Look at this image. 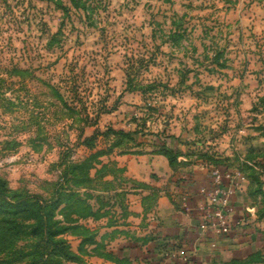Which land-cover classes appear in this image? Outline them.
<instances>
[{
	"label": "rangeland",
	"instance_id": "rangeland-1",
	"mask_svg": "<svg viewBox=\"0 0 264 264\" xmlns=\"http://www.w3.org/2000/svg\"><path fill=\"white\" fill-rule=\"evenodd\" d=\"M55 1L0 0V95L16 104L0 109V178L58 201V238L75 257L62 264H131L116 253L127 204L112 178L136 148L180 134L189 158L264 193V0H84L86 11L62 0L69 17ZM109 128L140 146H112ZM3 207L0 264H28L32 221L13 236Z\"/></svg>",
	"mask_w": 264,
	"mask_h": 264
},
{
	"label": "crops",
	"instance_id": "crops-1",
	"mask_svg": "<svg viewBox=\"0 0 264 264\" xmlns=\"http://www.w3.org/2000/svg\"><path fill=\"white\" fill-rule=\"evenodd\" d=\"M180 137L179 143L167 144L179 153L173 165L161 142L115 158L119 177L112 179L127 204L124 227H117L124 230L118 257L131 264H233L263 254V192L249 179L232 187L224 179L231 230L220 235L204 227L202 191L212 187L217 168L189 158Z\"/></svg>",
	"mask_w": 264,
	"mask_h": 264
},
{
	"label": "trees",
	"instance_id": "trees-1",
	"mask_svg": "<svg viewBox=\"0 0 264 264\" xmlns=\"http://www.w3.org/2000/svg\"><path fill=\"white\" fill-rule=\"evenodd\" d=\"M69 2L74 9L86 11L84 0H69ZM55 4L66 17H69L71 10L63 4L62 0L55 1ZM59 35L60 33L55 34L53 36V41H57ZM24 73L25 71L18 70L17 73H14L16 75L13 74V76L18 77L20 74ZM70 91L75 95L77 93L72 89ZM0 97H2L0 100V102H2V104H0V109H2L4 113L13 112L16 109L15 102L9 98H5V94L0 95ZM61 101L66 110L75 111L64 99ZM79 103L83 106V111L79 112L83 115L82 118H90V114L88 113L85 104L80 100ZM3 104L6 106H3ZM99 133V130H95L90 138L84 140V143L88 147H92L91 143L98 138ZM102 135L105 138L113 136L114 138L111 140V145L114 147H121L123 145V141L119 138L120 136H127L128 139L130 138L129 140L136 142L135 147L140 146V144H137V140H133L132 138L136 133L134 134L109 128ZM156 138L158 137L156 136ZM161 143L162 152L168 156L171 165H173L177 161L179 153L171 150L165 142ZM219 170L222 173L227 172L226 169ZM255 181L257 180L255 179ZM257 183L260 184L258 181ZM260 188L261 185L259 186V191H262ZM27 200H30V202ZM0 202H3L4 204L3 211L5 214V218L2 220V225L4 227H9V229L12 230L13 236L18 235L21 232L19 228L21 219L32 221V225L29 227V234L38 241V245L36 246V251L33 254L28 255L31 257L28 264H62L64 260H73L75 258L66 242L58 238L60 236V229H58V224L52 217V210H55L54 206L58 201L40 202L38 196H19L13 194L8 190L5 180L0 178ZM233 264H264V254L257 253L248 261L234 262Z\"/></svg>",
	"mask_w": 264,
	"mask_h": 264
},
{
	"label": "built area",
	"instance_id": "built-area-1",
	"mask_svg": "<svg viewBox=\"0 0 264 264\" xmlns=\"http://www.w3.org/2000/svg\"><path fill=\"white\" fill-rule=\"evenodd\" d=\"M230 181L231 187L244 181V177L240 172L222 173L216 169L212 187L208 190H203L202 193L206 197V204L201 206L205 213V225L210 226L217 234H229L232 224L229 220L228 209V193L223 189V180Z\"/></svg>",
	"mask_w": 264,
	"mask_h": 264
}]
</instances>
